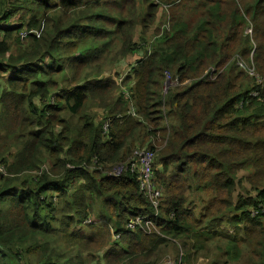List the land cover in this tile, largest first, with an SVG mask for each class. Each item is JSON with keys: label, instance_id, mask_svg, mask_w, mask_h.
Wrapping results in <instances>:
<instances>
[{"label": "trees", "instance_id": "trees-1", "mask_svg": "<svg viewBox=\"0 0 264 264\" xmlns=\"http://www.w3.org/2000/svg\"><path fill=\"white\" fill-rule=\"evenodd\" d=\"M236 56L264 78V0H0V264H264V85Z\"/></svg>", "mask_w": 264, "mask_h": 264}, {"label": "built area", "instance_id": "built-area-1", "mask_svg": "<svg viewBox=\"0 0 264 264\" xmlns=\"http://www.w3.org/2000/svg\"><path fill=\"white\" fill-rule=\"evenodd\" d=\"M236 63L240 68L246 70V72L254 76L257 81L264 85V78L261 77L257 72L254 66H249L248 63L241 57H236ZM221 73L218 71L216 67H211L207 70L206 74H210L211 78L214 79L217 75ZM169 78V77H168ZM179 80L172 83H177ZM168 83H171L169 80ZM167 82L165 84V91L168 90ZM135 110L131 112L134 113ZM108 124L105 125L107 129ZM155 152H152L147 148L137 149L129 160L127 168H130L132 172H136L139 174L140 185L142 191L147 195V197L152 202L154 213L151 216H142L136 217L131 223L128 225L130 229H142L146 233H152L153 231H158L156 227V223L154 218H156L159 214V208L162 198L161 190L157 187L154 180V172H153V162H154ZM123 170V166L116 168L115 173L121 174ZM0 173H6L4 167H0ZM116 240L120 238V235L116 234L114 236Z\"/></svg>", "mask_w": 264, "mask_h": 264}, {"label": "rangeland", "instance_id": "rangeland-1", "mask_svg": "<svg viewBox=\"0 0 264 264\" xmlns=\"http://www.w3.org/2000/svg\"><path fill=\"white\" fill-rule=\"evenodd\" d=\"M160 10H161V9H160ZM160 14H162V13L160 12ZM158 24H159V23L155 24L154 27H153V29H154ZM246 32H251V29H250V28H247V29H246ZM236 57H237V56H236ZM236 57H234V60L236 59ZM241 57H242V56H241ZM242 58L244 59V57H242ZM244 60H245V59H244ZM129 69H130V65L127 64L125 67L119 68V72H120V70H121V74H120V76H117V77H116L115 74H111V75H113L114 77H116L117 81H118V79H119V81H120V80L123 78L122 76H123L124 74L129 73V72H127ZM178 84H179V81H178L177 83H167V86H168V87H173V86H176V85H178ZM95 111H97V109H95ZM203 258H205V259H203ZM203 258L199 259V261H198L196 264H207V263H208V260L206 259V257H203ZM162 264H177L175 256H174V255H168L167 258H165V260L162 262Z\"/></svg>", "mask_w": 264, "mask_h": 264}]
</instances>
